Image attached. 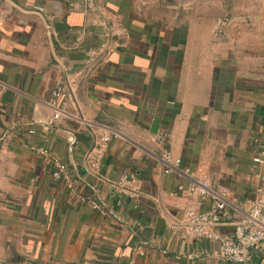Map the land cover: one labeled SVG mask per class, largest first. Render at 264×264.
Wrapping results in <instances>:
<instances>
[{
  "label": "crops",
  "instance_id": "crops-1",
  "mask_svg": "<svg viewBox=\"0 0 264 264\" xmlns=\"http://www.w3.org/2000/svg\"><path fill=\"white\" fill-rule=\"evenodd\" d=\"M0 15V264H232L187 231L211 199L178 185L227 190L225 236L264 194V0H0ZM26 143L60 157L74 188ZM123 171L135 197L113 185ZM247 264H264V245Z\"/></svg>",
  "mask_w": 264,
  "mask_h": 264
},
{
  "label": "built area",
  "instance_id": "built-area-1",
  "mask_svg": "<svg viewBox=\"0 0 264 264\" xmlns=\"http://www.w3.org/2000/svg\"><path fill=\"white\" fill-rule=\"evenodd\" d=\"M1 20V15H0ZM99 54L94 50L92 55ZM62 91L57 89L52 94L50 105L54 108L53 118L58 120L66 116L63 111ZM113 138V133L104 130L95 137L94 145L88 153V161L85 166L86 173H97L104 161L106 151ZM156 141L165 147L163 158L166 163L165 172L174 173L180 163V158H175L166 147L167 134L160 132L155 137ZM260 138H258L259 140ZM26 147L42 156L52 167L53 178L63 182L68 188H74V179L68 169L67 164L57 155L53 154L47 147L37 144H25ZM254 161L260 166L264 163V151L255 155ZM185 169L184 172H188ZM113 185L123 192L135 197L140 189V178L136 172L123 171ZM178 190L197 194L203 199H211L210 209L207 211H197L189 209L186 213L187 231L193 237L205 238L220 242L219 256L228 263L247 264V259L253 250L261 249L264 245V194L261 188L257 189L261 193L252 203L249 211L241 216L234 223V231L231 236L223 235L218 229L223 221L227 201L225 195L227 190L217 193L212 189L208 180L192 182L188 186L178 185ZM79 199L86 201L92 208L105 214V208L96 199H86L77 191Z\"/></svg>",
  "mask_w": 264,
  "mask_h": 264
}]
</instances>
